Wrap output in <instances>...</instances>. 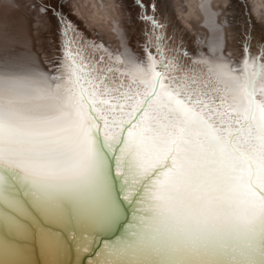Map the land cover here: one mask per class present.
Masks as SVG:
<instances>
[{
  "label": "snow or ice",
  "instance_id": "6c2138e0",
  "mask_svg": "<svg viewBox=\"0 0 264 264\" xmlns=\"http://www.w3.org/2000/svg\"><path fill=\"white\" fill-rule=\"evenodd\" d=\"M37 7L62 37L50 71L0 43V260L34 242L62 264L131 210L99 264H264V50L193 61L160 34L159 60L143 44L140 59L115 56L121 67L85 63L63 0Z\"/></svg>",
  "mask_w": 264,
  "mask_h": 264
},
{
  "label": "bare ground",
  "instance_id": "6f19581e",
  "mask_svg": "<svg viewBox=\"0 0 264 264\" xmlns=\"http://www.w3.org/2000/svg\"><path fill=\"white\" fill-rule=\"evenodd\" d=\"M69 1V4L63 2L65 23L71 21L74 27L79 24L84 26L79 29L84 35L81 40L83 44L79 50L85 63L104 59L113 67H121L115 62V56L122 53L121 60L130 58L126 54L129 51L127 48H134L132 46L134 36L131 34L133 27L127 24L131 21V19L127 20V17L131 16L136 20L140 16L144 18L147 15H153L152 12L147 14L149 9H143L146 10V15L140 14L141 8L137 5L133 6L135 4L133 0ZM43 2L45 0H11L12 6L5 7L8 0H0V37L5 33L14 37L7 41L0 39V43L8 44L11 60L14 61L18 56L27 53H32L33 58L36 59V54H39L36 47L49 55L47 43L41 41L40 44H36L43 32L50 34L53 39L54 30H57L54 17L48 20L42 18L45 14L39 12L37 5ZM117 4H121V7ZM151 5L155 6V11L158 10L157 16L164 18L161 24L168 28L163 27L159 32L151 29L150 35L152 33L163 34L165 37L171 35L175 39L174 50L181 53L189 49L196 50L197 55L192 56L193 61L200 57L205 59L210 56L218 57L228 52L232 61L239 62L244 58L255 59L256 54L261 55V51L264 50V0H152ZM67 7L76 13V17L66 14ZM228 12L231 15H228ZM156 14H154L155 17ZM77 18L80 22L75 23ZM152 21L142 20L136 23L135 27L142 33L148 30V26L153 25ZM241 29L245 35L242 38H236L237 31ZM92 32L100 36H93ZM95 38H98V43L94 42ZM236 41L240 44H236ZM97 45L99 47H95ZM105 49L113 54L112 60H108ZM165 55L170 58L172 52L167 49ZM37 62L45 71H48L41 63L40 55ZM196 69L199 71V65H196ZM108 75L111 76L112 73ZM256 99L259 100L261 97L257 96ZM132 221L133 213L128 210L125 220L116 229L117 231L120 228L119 234L115 235L116 231L98 233L88 253L77 252L74 247L70 248L66 257L62 259V264H82L83 261L85 264H99V253L103 250L105 242L111 243L122 236L127 225ZM3 234V229H0V235ZM100 242L102 243L99 246ZM21 243L24 242L21 241ZM31 247L32 253L29 257L19 259L4 257L3 260H7L8 264H46V258L41 255L38 245L33 242ZM3 260H0V264H3Z\"/></svg>",
  "mask_w": 264,
  "mask_h": 264
},
{
  "label": "rangeland",
  "instance_id": "374dc122",
  "mask_svg": "<svg viewBox=\"0 0 264 264\" xmlns=\"http://www.w3.org/2000/svg\"><path fill=\"white\" fill-rule=\"evenodd\" d=\"M54 1H56V0H54ZM133 1L135 2V4H133V6H136L139 3V0H133ZM235 1H238V0H235ZM63 2H64V4H69L70 3L69 0H63ZM151 2H152V0H144V3L151 4ZM117 6L118 7H121V4H117ZM70 9L71 8L67 7V13L66 14L68 16H71V17H76V13L74 11L70 10ZM139 10H140L139 11L140 14H145L146 15V10H142V9H139ZM147 12H148L147 14H150L152 12L153 15L152 14L147 15V16L144 17L145 19L144 18H141V16H140L136 20L132 19L131 16L127 17L128 18L127 20H130L131 19V21L127 22V24L130 27H133L131 34L134 36L133 37V43H132V46L134 48H132L133 49L132 50L130 47H128L127 49H129V51H128V53H126V54H128L130 56V59H135V58L136 59H140V58L143 57V55H144L143 53L144 52L141 50V46L143 44H147L149 51H151L153 55H156L155 48H154V44L151 42L152 40H150V38L154 36L153 33L150 35L151 29H153V25L148 26V30H146L147 31V36H145L144 35V32L145 31H142V33L139 32V30L137 31V28L135 27V24L138 23V22H140V21H142V20H147V21L155 20V22L158 25H162L161 24V21L164 20V18L162 16H160V17L157 16L156 13L158 12V10L155 11V6L154 5H152V8H150L149 11H147ZM154 14H156V17H155ZM227 14L228 15H231V13H229V12ZM240 15L242 16V13H240ZM244 15L245 16H248L247 13H244ZM76 20L77 21L75 23L80 22V19L77 18ZM83 27H84L83 25H80L79 24V25H76L75 26V31H73L72 28H69L68 29V36H67V38L75 41V43H73L71 45V48H72L73 53H75L80 48V46L83 44V42H81V40L84 38V35H83V32L81 33L80 30H79V29H81ZM163 27L168 28V26H163ZM163 27L161 29H163ZM57 28H58V26H57ZM48 30H50V29H48ZM37 33H38V31H37ZM92 35L93 36H100L99 34L94 33V32H92ZM155 35H157V34L155 33ZM244 35H245V33H244V31L242 29L241 30H238L237 31V34H236V38H239V37L242 38ZM53 36H54V38L52 39L50 34H47L46 32H43L42 35H41V37H39L37 39V41H36V44H40L41 41L47 43L46 44V48H47V50L49 52V55L43 53V51L40 50L37 47L35 49H36V51L40 55L41 63L43 64L44 67L47 68L48 71L51 70V65L49 63L50 59L53 57V55H56V56L60 55V51H61L60 50V44L62 42V37H61L60 31L54 30V35ZM94 42H97L98 43V38H95L94 39ZM171 42H172L171 40L168 41L169 44ZM236 44H240V42L239 41H236ZM109 47H110V45H109ZM177 48H178V45H177ZM165 50H167V48ZM114 52L117 53L118 51L117 50H114ZM226 53H228V52H226ZM247 54L248 53H246V55ZM256 55L258 57V56H260V53H257ZM156 58H157V60L160 59V57L158 55H156Z\"/></svg>",
  "mask_w": 264,
  "mask_h": 264
},
{
  "label": "water",
  "instance_id": "95a60500",
  "mask_svg": "<svg viewBox=\"0 0 264 264\" xmlns=\"http://www.w3.org/2000/svg\"><path fill=\"white\" fill-rule=\"evenodd\" d=\"M119 232H120V228L116 231L115 235H117V233L119 234ZM102 240H103V238H102ZM101 243H102V242L99 243V246L101 245ZM99 246H98V247H99ZM82 264H85V261H83Z\"/></svg>",
  "mask_w": 264,
  "mask_h": 264
}]
</instances>
